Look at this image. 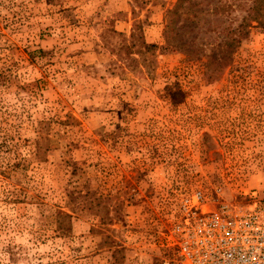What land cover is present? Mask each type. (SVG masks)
Returning <instances> with one entry per match:
<instances>
[{
	"label": "rangeland",
	"instance_id": "374dc122",
	"mask_svg": "<svg viewBox=\"0 0 264 264\" xmlns=\"http://www.w3.org/2000/svg\"><path fill=\"white\" fill-rule=\"evenodd\" d=\"M177 1L0 0V264H178L183 198L264 199V27L215 46L254 0H204L201 60Z\"/></svg>",
	"mask_w": 264,
	"mask_h": 264
},
{
	"label": "built area",
	"instance_id": "2783aa9c",
	"mask_svg": "<svg viewBox=\"0 0 264 264\" xmlns=\"http://www.w3.org/2000/svg\"><path fill=\"white\" fill-rule=\"evenodd\" d=\"M171 238L178 264H264V199L211 207L195 191L182 199Z\"/></svg>",
	"mask_w": 264,
	"mask_h": 264
},
{
	"label": "trees",
	"instance_id": "16d2710c",
	"mask_svg": "<svg viewBox=\"0 0 264 264\" xmlns=\"http://www.w3.org/2000/svg\"><path fill=\"white\" fill-rule=\"evenodd\" d=\"M203 4H205L204 0H178L176 5L167 11L165 17L164 38L166 43L174 49L183 51L189 59L193 60H201L205 55L206 49L197 40L198 27L210 24V22L203 23L204 16H220L226 10L225 6L222 5L205 9ZM253 22L264 27V0H254L253 6L236 27L224 28L222 31H227V38L215 46L219 47L223 55L228 54V51L229 54H232L234 52L232 47L235 49L239 47L249 32V28L253 26ZM142 44L150 48L154 47V45H148L146 42ZM215 56L217 57V55Z\"/></svg>",
	"mask_w": 264,
	"mask_h": 264
}]
</instances>
